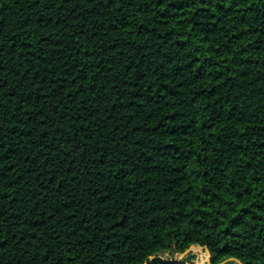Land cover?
Wrapping results in <instances>:
<instances>
[{
    "label": "trees",
    "instance_id": "1",
    "mask_svg": "<svg viewBox=\"0 0 264 264\" xmlns=\"http://www.w3.org/2000/svg\"><path fill=\"white\" fill-rule=\"evenodd\" d=\"M194 246L264 264V0H0V264Z\"/></svg>",
    "mask_w": 264,
    "mask_h": 264
},
{
    "label": "rangeland",
    "instance_id": "2",
    "mask_svg": "<svg viewBox=\"0 0 264 264\" xmlns=\"http://www.w3.org/2000/svg\"><path fill=\"white\" fill-rule=\"evenodd\" d=\"M194 259V264H209V254L204 249H199L198 247H194L190 252H187L186 255L183 256L180 254L172 255L171 253H167L164 256H161L160 258L164 260H180V259H188V258ZM225 264H240L236 261H229Z\"/></svg>",
    "mask_w": 264,
    "mask_h": 264
},
{
    "label": "water",
    "instance_id": "3",
    "mask_svg": "<svg viewBox=\"0 0 264 264\" xmlns=\"http://www.w3.org/2000/svg\"><path fill=\"white\" fill-rule=\"evenodd\" d=\"M194 247H197V246H194ZM194 247H192L191 249H189L187 252H190ZM199 249H203V248H201V247H198ZM186 252V253H187ZM186 253L185 254H183V256L184 255H186ZM209 254V253H208ZM209 258H210V254H209ZM163 260V261H167V262H172V260L170 261V260H164V259H162V258H160V257H153V258H151V259H149L147 262H146V264H149V262L150 261H152V260ZM174 261H183V259H180V260H174ZM236 262H238V261H236ZM238 263H240V262H238ZM241 264V263H240Z\"/></svg>",
    "mask_w": 264,
    "mask_h": 264
}]
</instances>
